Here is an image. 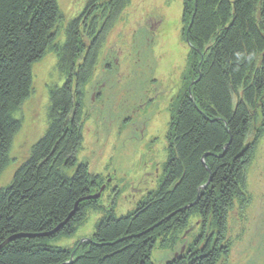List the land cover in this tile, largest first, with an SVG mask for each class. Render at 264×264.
I'll list each match as a JSON object with an SVG mask.
<instances>
[{
	"label": "trees",
	"instance_id": "16d2710c",
	"mask_svg": "<svg viewBox=\"0 0 264 264\" xmlns=\"http://www.w3.org/2000/svg\"><path fill=\"white\" fill-rule=\"evenodd\" d=\"M129 1L92 0L61 45L58 0H0V176L22 128L17 114L34 92V64L55 52L68 72L64 86L51 91L46 134L0 190V264H153L158 242L167 247L194 218L215 232L202 249L166 264H217L229 255L228 216L248 202V168L264 136V0H183L187 84L198 81L169 125L164 181L135 211H105L81 246L56 244L73 238L89 211L104 210L85 199L103 182L78 161L79 119L102 45ZM99 10L97 31L98 17L88 24V15Z\"/></svg>",
	"mask_w": 264,
	"mask_h": 264
},
{
	"label": "rangeland",
	"instance_id": "374dc122",
	"mask_svg": "<svg viewBox=\"0 0 264 264\" xmlns=\"http://www.w3.org/2000/svg\"><path fill=\"white\" fill-rule=\"evenodd\" d=\"M89 1L58 0L63 14L58 29L61 45L70 23L84 17ZM94 16L100 31L102 10L89 14L88 24ZM182 16L183 0H130L115 20L85 86L79 119L83 142L78 161L87 163L90 173L102 178L95 193L100 196L92 200L100 201L104 210L89 211L76 235L57 241L58 246H81L92 238L105 211H113L117 217L135 211L164 181L168 125L190 85V42L183 36ZM86 42L91 44V38ZM59 62V56L50 52L33 66L34 92L17 114L23 124L11 148V162L0 176V190L12 184L16 171L49 128L51 91L62 88L68 76ZM246 193V206L237 202L228 216L223 244L229 246V255L217 264H264V136L248 168ZM214 232V227L205 228L200 218H194L186 229L168 237L167 247L159 241L151 260L166 264L190 255L192 249H202Z\"/></svg>",
	"mask_w": 264,
	"mask_h": 264
},
{
	"label": "water",
	"instance_id": "95a60500",
	"mask_svg": "<svg viewBox=\"0 0 264 264\" xmlns=\"http://www.w3.org/2000/svg\"><path fill=\"white\" fill-rule=\"evenodd\" d=\"M197 81H198V80H197ZM197 81H192L191 86H192L195 82H197ZM191 86L189 87V92H191ZM99 196H100V194H97V195H90V196H88L86 199H97Z\"/></svg>",
	"mask_w": 264,
	"mask_h": 264
},
{
	"label": "flooded vegetation",
	"instance_id": "af4514ba",
	"mask_svg": "<svg viewBox=\"0 0 264 264\" xmlns=\"http://www.w3.org/2000/svg\"><path fill=\"white\" fill-rule=\"evenodd\" d=\"M90 46V44H87V49H88V47ZM84 57V56H83ZM82 57V58H83ZM138 62V61H137ZM137 65V64H136ZM107 66H109V64L107 65ZM108 68H110V67H108ZM79 69H80V63H77V69H76V73H77V71H79ZM96 95H98L99 97H100V93L98 92V93H96Z\"/></svg>",
	"mask_w": 264,
	"mask_h": 264
},
{
	"label": "bare ground",
	"instance_id": "6f19581e",
	"mask_svg": "<svg viewBox=\"0 0 264 264\" xmlns=\"http://www.w3.org/2000/svg\"><path fill=\"white\" fill-rule=\"evenodd\" d=\"M91 1H92V0L89 1V4H90Z\"/></svg>",
	"mask_w": 264,
	"mask_h": 264
}]
</instances>
